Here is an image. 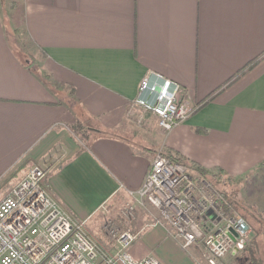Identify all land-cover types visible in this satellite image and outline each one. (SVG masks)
<instances>
[{
    "label": "crops",
    "instance_id": "obj_1",
    "mask_svg": "<svg viewBox=\"0 0 264 264\" xmlns=\"http://www.w3.org/2000/svg\"><path fill=\"white\" fill-rule=\"evenodd\" d=\"M21 10L39 66L15 53L0 0L1 182L62 160L51 163L44 185L86 225L140 187L160 143L234 177L264 159V0H22ZM148 73L178 83L197 108L159 144L138 147L123 131L133 126L128 115L139 111L132 104ZM82 120L91 134L80 149L66 130ZM136 218L133 257L201 264L167 224L143 229L146 216Z\"/></svg>",
    "mask_w": 264,
    "mask_h": 264
},
{
    "label": "built area",
    "instance_id": "obj_2",
    "mask_svg": "<svg viewBox=\"0 0 264 264\" xmlns=\"http://www.w3.org/2000/svg\"><path fill=\"white\" fill-rule=\"evenodd\" d=\"M150 76L140 80L132 106L151 112L169 132L197 106L188 102L178 83L160 75L162 81H150ZM54 159L31 165L0 199V264H164L153 254L133 257L128 248L137 233L130 231L109 230L113 249L99 252L82 222L46 190L44 180ZM194 171L189 160H173L164 147L157 149L140 187L127 191V211L155 209L158 215L147 226L167 224L182 247H201L204 264H227V256L244 248L250 225L227 212L223 194L203 175L194 177Z\"/></svg>",
    "mask_w": 264,
    "mask_h": 264
},
{
    "label": "rangeland",
    "instance_id": "obj_3",
    "mask_svg": "<svg viewBox=\"0 0 264 264\" xmlns=\"http://www.w3.org/2000/svg\"><path fill=\"white\" fill-rule=\"evenodd\" d=\"M1 1L4 10V22L10 33L9 35L14 39V46L18 45L19 47L18 54L20 58L34 66H39L37 58L35 57L37 50L32 45L22 22V0ZM12 8L14 11H11ZM13 12L14 24L10 20ZM56 97L60 100L67 98L66 100L69 101L70 99H68V96L64 97L62 93ZM138 110L134 115L133 110L129 113L128 119L132 121L133 126L124 130V135L129 137L134 145L138 147L146 144L151 147L162 142L161 138L164 135V131L158 126L155 116L142 108H138ZM84 123L85 121L82 120L81 123L75 121L74 123L67 124L66 131L79 142V147L86 145L87 139L91 134L90 132L88 133L89 130L87 131V126ZM162 147L164 146L160 143L153 152ZM61 161L60 159H54L52 162L56 166ZM23 175L20 173L14 179L13 172L9 175V180L0 181V199L5 193L4 189L17 179L19 180ZM192 175L199 178L201 174L194 171ZM204 177L217 191L223 194L225 203L229 204L227 212L232 215L242 216L251 228L246 240L247 244L244 247L245 249L240 250L235 256H227L225 262L227 264H240V261L245 257L247 251L252 248L255 251L254 255L256 258L264 264V159L257 166L254 165L251 171L238 177L223 175L222 173L220 177H215L211 174H206ZM129 203L130 198L116 196L104 204L86 225H83L84 232L97 245L99 252H110L113 249L112 237L109 234V230L113 229L118 232L130 231L136 233L137 228H133V231H131L132 229L129 230L132 221L139 219L136 217L146 216L145 223L142 227L144 229L158 215V212L152 208L141 209V213H138V208L136 207L132 213L128 212L127 207ZM142 228L139 230H142ZM187 249L194 253V256L198 258V262L200 261L201 264H204L200 246L195 245Z\"/></svg>",
    "mask_w": 264,
    "mask_h": 264
},
{
    "label": "trees",
    "instance_id": "obj_4",
    "mask_svg": "<svg viewBox=\"0 0 264 264\" xmlns=\"http://www.w3.org/2000/svg\"><path fill=\"white\" fill-rule=\"evenodd\" d=\"M18 54V51L15 52ZM19 55V54H18ZM20 57V56H19ZM23 61V60H22ZM256 62V59H253L252 61H250L244 68L240 69L238 71V73L234 76L236 77L237 75L241 74L243 71H245L246 69L252 67L254 65V63ZM70 92L72 93L73 90H72V87L70 88ZM213 97L212 94H210L209 96H207V98H205L203 101H201V105L206 103L207 101H209L211 98ZM101 132V131H100ZM103 133V132H101ZM104 134V133H103ZM87 138V137H86ZM86 146V145H85ZM84 147V146H83ZM83 147H80L83 148ZM165 148V151H166V154L173 160H179V161H185V160H188L184 155H182L179 151L177 150H172V149H169L167 147H164ZM191 162V165L192 167L194 168V170L196 172H198L199 174L205 176L206 174H211L212 176H215V177H220L222 171L219 170V171H210L209 169H207L206 167L200 165L198 162L196 161H190ZM47 176V174H46ZM45 182V180H44ZM253 238V237H252ZM247 244V243H246ZM245 244V246H246ZM244 246V247H245ZM247 248V247H246ZM245 249V248H244ZM255 251L254 249L250 248L245 257L242 258V260L240 261V264H263L258 258H256V256L254 255Z\"/></svg>",
    "mask_w": 264,
    "mask_h": 264
}]
</instances>
